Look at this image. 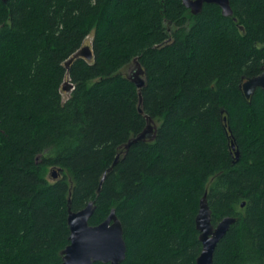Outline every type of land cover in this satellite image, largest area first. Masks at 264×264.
I'll return each instance as SVG.
<instances>
[{"label":"trees","instance_id":"1","mask_svg":"<svg viewBox=\"0 0 264 264\" xmlns=\"http://www.w3.org/2000/svg\"><path fill=\"white\" fill-rule=\"evenodd\" d=\"M228 1L225 18L180 0H0V264H60L68 212L89 202L91 226L114 210L121 264H196L203 195L213 226L236 219L213 264H264V91L240 88L264 68V0ZM90 35L91 60L66 70ZM148 119L154 138L125 150Z\"/></svg>","mask_w":264,"mask_h":264},{"label":"water","instance_id":"2","mask_svg":"<svg viewBox=\"0 0 264 264\" xmlns=\"http://www.w3.org/2000/svg\"><path fill=\"white\" fill-rule=\"evenodd\" d=\"M6 2L7 0H2ZM184 8L190 11L192 15L201 12L203 5H216L221 10V15L225 18L232 16V11L228 0H180ZM91 49L89 46L82 47L66 63L65 68L68 70L69 64L77 59L82 58L91 60ZM136 60L133 61V69L127 78L133 82L140 90L144 82L140 78L143 75ZM63 90L68 91L71 85L63 84ZM245 98L248 100L254 94L256 89L264 91V68L259 76L252 77L243 82L240 86ZM141 105V99H139ZM142 114V111L140 110ZM148 124L142 133L135 138L129 139L123 146L125 150L129 146L138 142L152 140L154 138L153 127L148 119ZM231 149L235 150L231 145ZM238 153L235 152L237 159ZM115 163V162H114ZM53 178L55 175L52 174ZM243 203L241 207H243ZM95 207L93 202H89L85 208L77 212H68L67 225L69 229L68 245L61 252L60 264H121L125 259L126 245L123 239L122 226L115 216L114 210L106 219L95 226L89 225V220L94 213ZM211 212L207 205L206 195L199 201L198 213L195 218V229L198 232V241L201 244V250L197 257L196 264H213L214 251L216 245L229 231L230 227L236 222L235 218L226 217L218 222L215 226L211 224Z\"/></svg>","mask_w":264,"mask_h":264},{"label":"rangeland","instance_id":"3","mask_svg":"<svg viewBox=\"0 0 264 264\" xmlns=\"http://www.w3.org/2000/svg\"><path fill=\"white\" fill-rule=\"evenodd\" d=\"M91 39H92V36H91V35L88 36V37L86 38L85 42H84L83 47H84V46H90ZM54 175H55V174H54ZM55 177H56V175H55ZM51 178H52V177H51Z\"/></svg>","mask_w":264,"mask_h":264}]
</instances>
